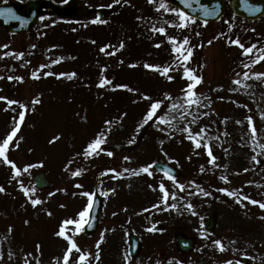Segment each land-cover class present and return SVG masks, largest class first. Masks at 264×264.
Masks as SVG:
<instances>
[{"label": "rangeland", "instance_id": "1", "mask_svg": "<svg viewBox=\"0 0 264 264\" xmlns=\"http://www.w3.org/2000/svg\"><path fill=\"white\" fill-rule=\"evenodd\" d=\"M26 1L0 3L21 6ZM39 1L45 3V14L32 31L12 36L0 28V56L6 60L0 66V97L6 98L0 99V142L19 124L6 149L19 174L0 158V264H64L68 242L56 233L69 220L74 223L64 225L65 233L91 254L86 264H197L199 258L209 264H239L242 256L246 264H264V214L259 206L264 203V75H257L264 74V64L240 66L248 68L247 77L236 73L233 65L240 62L243 49L231 43L239 40L245 48L264 43V18L256 24L231 21L227 10L216 24L188 22L181 28L176 12L162 9L156 15L153 2L138 0L136 6L123 0L121 6L131 9L123 6L118 16L126 18L95 28V9L111 8L121 0ZM68 11H74L69 18ZM82 22H88L85 32L70 33L72 49L66 23ZM161 27L165 34L153 30ZM121 28L131 35L122 36L126 47L114 44V33ZM192 28L195 41L185 49H201L188 67V62L177 61L172 51L176 45L169 38L189 40ZM79 61L80 68L88 69L84 74L75 71ZM146 64L169 71L162 74ZM185 68L200 82L184 81ZM9 77L24 81L11 88ZM189 84L195 85L191 104ZM34 99L40 103L33 104ZM153 102H161L160 108L145 123ZM21 104L26 106L22 122ZM97 138H102L100 149L86 157L87 145ZM174 140L204 145L208 159L197 162V150L181 145L173 151L174 159L160 160ZM156 161L169 163L183 178L153 175L151 164ZM194 162L186 175L185 165ZM142 168H148V175ZM38 173L53 187L35 189L32 177ZM23 189H28L27 196ZM218 189L235 199L214 196ZM84 192L102 198L97 229L90 236L82 232L86 214L79 216L90 203ZM33 199L41 203L34 207ZM255 199L258 204L250 203ZM212 214L216 227L206 234L202 221ZM154 226L162 231L152 232ZM128 233L141 241L135 259L128 256ZM177 233L195 242L191 253L176 251L172 241ZM78 256L73 250L69 264H77Z\"/></svg>", "mask_w": 264, "mask_h": 264}, {"label": "water", "instance_id": "2", "mask_svg": "<svg viewBox=\"0 0 264 264\" xmlns=\"http://www.w3.org/2000/svg\"><path fill=\"white\" fill-rule=\"evenodd\" d=\"M167 3L178 7L187 15L205 22L216 21L224 12L222 0H165ZM42 7L36 0L27 3L21 10H16L13 5L0 6V9L11 8L12 15L0 16V25L6 28L11 33H22L28 31L38 20L40 13L38 10ZM232 11L235 15L244 17L247 20L254 21L264 14V0H232ZM211 13L205 15V13ZM104 12L100 14L102 17ZM154 168L169 172L167 167L161 168L155 165ZM170 174H173L172 172ZM175 175H178L175 173ZM33 182L36 187L43 188L51 184L46 182L42 175L34 178ZM98 206H96L92 214V220L84 227L87 234H91L95 230L96 215L98 213ZM214 217L208 218L204 222L206 231L211 232L214 227ZM175 243L178 251L184 253L193 249V244L186 242L185 238L177 235ZM139 251L138 241L134 236H130V255L135 257Z\"/></svg>", "mask_w": 264, "mask_h": 264}, {"label": "snow or ice", "instance_id": "3", "mask_svg": "<svg viewBox=\"0 0 264 264\" xmlns=\"http://www.w3.org/2000/svg\"><path fill=\"white\" fill-rule=\"evenodd\" d=\"M149 2L150 3L154 2V0H149ZM182 2H184V0H182ZM160 9H164L166 11L168 10L167 5L165 3H161L160 4V8L157 9V10L159 11ZM12 11L13 10L11 8L0 9V16H3L5 14L12 15ZM172 11L176 12L175 9H172ZM210 14L211 13H207V12L205 13V15H210ZM177 15L179 16V19L181 21V23L179 25H177L178 27H181V28L186 27L188 22H192L193 18L187 16L183 12H178ZM153 30L157 31V32H159L161 34H165V29L163 27L157 28V29H153ZM169 42L170 43H174L176 45V46L173 47L172 51L174 53H177L179 56H181L183 58L184 62H187L188 59L191 56V50L190 49H187V50L185 49V46L188 44L187 38H185L182 42H178V43L175 42L174 38H169ZM231 43L232 44H236L238 47L243 49V54L244 55H252L253 54V50L255 48V45H253L251 47H248V48H245L244 45L239 42V40H233V41H231ZM120 46L123 47V44H121ZM156 46L159 47L160 45H156ZM101 51H104V49L102 48ZM185 52L187 54H185ZM112 54H114V53H112ZM261 60H264V50H261L260 55H258L256 57V59L254 60V63H259ZM145 67L146 68H148V67L154 68V70H156V71H161L162 74H166L169 71L168 68H164V69L161 70L158 66H150V65H147V64L145 65ZM246 67H247V65H246ZM48 75H51V73H48ZM59 75L62 76V75H66V74L61 73ZM73 75H75V73L70 74L69 78H71V76H73ZM257 75H264V74H257ZM33 76H34V78H38V77H35V74H33ZM185 77L188 78L191 81H195L196 83L200 82V78H198L197 76L193 75L187 68H185ZM245 77H247V73H245ZM9 79H13V78L9 77ZM15 79L20 80L22 78L15 77ZM169 79H171V77H169ZM104 83H105V81L102 79L100 86H103ZM235 83H240V82L239 81H235ZM194 86H195L194 84H189L187 89H186V92L189 94V103L190 104L193 102L191 100V94H192V89H193ZM0 99H6V98L0 97ZM7 102H8V104L17 103L15 101H11V100H9ZM37 103H40V101L38 99H34L33 100V104H37ZM160 105H161V102H153L151 104L150 110L147 113V118L145 119V123H147L148 120L153 117V115L160 108ZM25 107L26 106L23 105V104L20 105V108L22 109V111H20V113H19V120L21 122L23 121L24 116H25V111H23V109H25ZM173 107H175V105H173ZM106 123H109V122L106 121ZM18 129H19V124H17L16 127H14L12 129V131L7 135V137L4 138L2 142H0V158H3L4 163L7 164V165H10L16 174H19V169H17L16 165L12 161H10L8 159V157L6 155V149L8 148L10 142L13 141V138L16 136V133H17ZM185 131H189V130L185 129ZM253 132H255V129H253ZM189 138L190 139L192 138L190 132H189ZM55 139H58V137L53 138V141H50V143L54 142ZM101 143H102V138H97V139L93 140L91 143H89L87 145V148L84 151V155L86 157L92 155L93 152H96L98 149H100ZM200 146L201 145L199 143H196V147L197 148H199ZM208 154L211 156L212 155L211 151H209ZM107 155L112 156L113 153L109 151V152H107ZM125 159H128V158L125 157ZM28 167H33V165H29ZM26 170L27 169H25V171ZM141 171L142 172H147L148 168H142ZM79 174H80L79 171L73 173L74 176L79 175ZM222 179H224V178H222ZM77 187H80V186L77 185ZM161 190L163 191V187H162ZM3 191H4L3 187H0V192H3ZM23 191H24L25 195L27 196L28 195V189H23ZM220 191L226 192L227 190L226 189H221ZM227 194L228 195H233V193H231V192H228ZM82 195L91 198L90 194L87 193V192L82 193ZM244 199H248V198L245 197ZM31 203L35 207L37 204L41 203V201L33 199V200H31ZM250 203L255 205V204H258L259 202L256 201V200H250ZM259 206L262 209H264V203H259ZM88 210L89 209L86 208L85 211H82V212L79 213V216L81 218H83ZM48 215H51V213L49 212ZM25 223H28V221H25ZM71 223H74V221L69 220V221L62 222L60 230L56 233V235L58 237H64L67 240V242H68V248L65 251L64 256H63V262H64V264H69L70 257H71V255L73 253V250H75L76 253H79V256H78V259H77V264H86V261L88 260V258H89V256L91 254L83 253L81 251V249L77 246V244L72 239H69V237L65 233L64 225L65 224H71ZM77 227H80V225L78 224ZM214 243H216L218 246H220V250L223 251V247H222V245H220L219 241H215ZM97 247H99V243L97 244ZM39 248H40V245H37V249L38 250H39ZM96 259L97 260L99 259V254L98 253L96 255ZM227 264H230V262H227Z\"/></svg>", "mask_w": 264, "mask_h": 264}]
</instances>
